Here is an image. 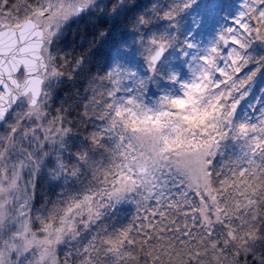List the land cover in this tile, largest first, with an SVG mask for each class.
<instances>
[{"label": "snow or ice", "instance_id": "1", "mask_svg": "<svg viewBox=\"0 0 264 264\" xmlns=\"http://www.w3.org/2000/svg\"><path fill=\"white\" fill-rule=\"evenodd\" d=\"M262 76L264 0H0V264H264Z\"/></svg>", "mask_w": 264, "mask_h": 264}, {"label": "trees", "instance_id": "2", "mask_svg": "<svg viewBox=\"0 0 264 264\" xmlns=\"http://www.w3.org/2000/svg\"><path fill=\"white\" fill-rule=\"evenodd\" d=\"M85 21H80L79 24H73L70 26V31H68L65 41L62 42L65 46V52L69 54V56L77 54L79 49V36H76L75 33L85 26ZM258 51V50H257ZM83 73H81V77ZM260 81H264V76L260 78ZM259 81V82H260ZM81 80L78 78L75 81H67L63 86V90L59 93L56 101V105L58 106L61 103H64L65 100L69 102L72 99L71 93L73 89L81 87ZM65 92L69 95L65 96ZM82 127V126H81ZM135 211V206L130 204L120 203L115 206V208L109 211L105 216V222L109 224L111 227H118L125 223H127L131 217V215Z\"/></svg>", "mask_w": 264, "mask_h": 264}, {"label": "rangeland", "instance_id": "3", "mask_svg": "<svg viewBox=\"0 0 264 264\" xmlns=\"http://www.w3.org/2000/svg\"><path fill=\"white\" fill-rule=\"evenodd\" d=\"M259 81H258V84L256 85V86H254V91H255V94L256 95H264V93H260L259 92V87L261 86V85H259ZM121 203H124V204H128V205H130V204H132L130 201H124V202H121ZM133 205V204H132Z\"/></svg>", "mask_w": 264, "mask_h": 264}]
</instances>
